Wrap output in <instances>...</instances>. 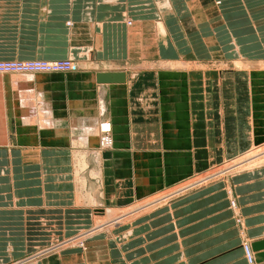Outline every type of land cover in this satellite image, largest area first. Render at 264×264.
I'll return each mask as SVG.
<instances>
[{"label":"crops","instance_id":"crops-1","mask_svg":"<svg viewBox=\"0 0 264 264\" xmlns=\"http://www.w3.org/2000/svg\"><path fill=\"white\" fill-rule=\"evenodd\" d=\"M66 58L0 75V264H264V164L54 244L95 222L87 193L129 210L264 141V0H0V60Z\"/></svg>","mask_w":264,"mask_h":264},{"label":"rangeland","instance_id":"rangeland-1","mask_svg":"<svg viewBox=\"0 0 264 264\" xmlns=\"http://www.w3.org/2000/svg\"><path fill=\"white\" fill-rule=\"evenodd\" d=\"M30 60L31 61H37V59H30ZM30 60H17V59L0 60V63H4V62H25V61H30ZM56 60H61V61H67L68 60L71 63L73 61L72 59H69V58L56 59ZM45 61H53V60H45ZM236 64L241 65L240 60H237ZM261 65H264V63H262ZM74 70H75V68H72L71 70H65V71L63 70V71L54 72V73H63V72H69V71H74ZM2 74H22V75L26 74L27 75V74H33V72H0V75H2ZM102 122L100 123V126H101ZM109 127H112L111 121L105 120V124L103 126L104 131H106ZM101 133L102 132H101V127H100V137H101ZM110 135H111L112 143L109 146H106L107 148L106 147L103 148L99 144V141H100V138H99V141H98L94 151L101 152V151L111 147L113 144L112 128H111V134ZM255 148L257 150H259L261 148L262 150L259 151L260 154L258 156H264V141H263L258 146L256 144H254L252 147H248V149H245L244 151H242L240 153H237V154H235V155H233L227 159H224L223 161H220L218 163L212 164L209 167L205 168L204 170L197 171V172L191 174L190 176L186 177V179L184 178L181 181L177 182V184L173 188L168 190L166 193H164L163 196H160V197L152 200L150 203L145 204V201L144 202L143 201H141V202L135 201V202L131 203L129 207L132 206L133 209L130 208L127 211L125 209H114L113 207L98 206V204H101V201H100L101 196H102V190H101L99 193L95 194L96 202L94 204L90 203V201H88L89 203H87V202L85 203V204H90V205L93 204L94 207L96 208L95 212L92 215V220H94L95 222L92 221L93 223H91L92 224V226H90L91 228L88 231H85L84 233H82L81 235H78V234L80 232H82L84 229L82 231H79L78 233H76L73 236L67 237L66 239H63L57 243H54L56 245L55 246L56 249L63 248L66 246H76L78 248L83 249L88 238H90L91 236H93L97 233H100V232H107L108 229H110L111 227L118 225L119 223H122L124 218L128 219L129 217H127V216H130V215L133 216V214H134V217L137 216V214H135V213H138V211L140 209H143L142 207L149 208L153 205H157L161 202L167 201V200L175 198V197H179V196L184 195L190 191H194L196 189H199V188H201V187H203L209 183L215 182V181H227L230 177H232V175L239 173L241 171H245L244 169H251L255 166L264 164V161H263L264 159L261 161L259 160V162H256L255 164L254 163L250 164L248 161H244V160H248V159H244V156L252 154V152L254 150H256ZM99 152H97L96 154L98 155ZM81 153L82 152L79 153L80 157L78 160V164L80 162V159L82 158ZM91 154L93 155L95 153H91ZM95 157H97V156H95ZM93 158H94V156H93ZM96 160H97V158L95 159V161ZM84 167L82 168L83 170H81V169H78L79 167H78V165H76V169H73L74 170L73 174H74V176L76 174V178L79 179L80 182L77 179L76 180H77V183L80 184L81 188H82L81 180L87 181V186L84 189H82V191H88L89 190V188H88V184H89L88 179L89 178L87 176H89L91 178L93 177L94 179H98L99 181L102 179V181H103V172L101 170V168H103V167L99 166V165H95V164L94 165L93 164H91V165L87 164ZM89 167H90V169H88ZM78 170H79V176L77 175ZM86 172H87V174H86ZM95 176L96 177L98 176V177L96 178ZM88 192H90V191H88ZM78 201H79V199H78ZM84 201H86V200H84ZM230 202H231V199H230ZM232 203L234 204V199H232ZM141 204H143V205H141ZM233 206H235V205H233ZM101 207H104V208H101ZM111 209L112 210H121V211L125 210L126 212L121 213V211H120L119 214H116V213L110 214L108 212V210H111ZM53 245H50L48 247H45V248L37 251L36 254L39 256V255H43L44 253H46L48 251H51L50 247ZM243 246L244 245H242V248H243ZM55 247H53V248H55ZM47 248H49V249H47ZM44 249H46V250H44ZM26 258L27 257H24L23 259H26ZM23 259H21V260H23ZM27 260L28 259L24 260V262ZM18 262H20V261H18ZM15 263L19 264L17 262H15Z\"/></svg>","mask_w":264,"mask_h":264},{"label":"built area","instance_id":"built-area-1","mask_svg":"<svg viewBox=\"0 0 264 264\" xmlns=\"http://www.w3.org/2000/svg\"><path fill=\"white\" fill-rule=\"evenodd\" d=\"M31 61V60H30ZM25 62H4L0 63V72H60L74 68L71 62L53 60H37ZM234 205V204H233ZM243 251L248 264H253V256L247 244H243Z\"/></svg>","mask_w":264,"mask_h":264},{"label":"bare ground","instance_id":"bare-ground-1","mask_svg":"<svg viewBox=\"0 0 264 264\" xmlns=\"http://www.w3.org/2000/svg\"><path fill=\"white\" fill-rule=\"evenodd\" d=\"M73 64V63H72ZM34 73H53V72H45V71H43V72H34ZM104 124H105V121H103L102 122V124H101V137H100V141H99V144L103 147V148H105L106 146H109L111 143H112V139H111V128L112 127H109L106 131H104V128H103V126H104ZM257 146L260 144V143H255ZM107 148V147H106ZM256 149V148H255ZM262 149L260 148L259 150H254L253 152H252V154H249V155H246V156H244V159H248V160H244V161H248L250 164H255L256 162H259V160L261 161V160H263L264 159V156H258L259 154H260V152L259 151H261ZM89 152V151H88ZM82 154V158L80 159V162H79V164H78V169H81V170H83L82 168L85 166V165H87V162L88 161H86V159L87 158H85V155H86V152H83V153H81ZM100 152L98 153V156H100ZM89 155V154H88ZM264 161V160H263ZM97 163H99L100 164V159H98V161H97ZM101 166V165H100ZM85 168V167H84ZM83 172V171H82ZM77 175L79 176V170L77 171ZM97 175V174H96ZM100 175V174H99ZM81 177V176H80ZM96 177V176H95ZM98 177V176H97ZM96 177V178H97ZM82 179V178H81ZM84 179V178H83ZM79 180V179H78ZM81 183H82V189H84L86 186H87V181L86 180H81ZM87 195H88V200H90V203H95L96 202V198H95V195H93V194H91V193H87ZM133 209V208H132ZM127 211V210H126ZM125 210H122L121 211V213H123V212H126ZM116 214H119V212H116ZM247 245H248V243H246ZM249 246V245H248ZM250 248V247H249ZM250 251H251V249H250ZM252 253V252H251Z\"/></svg>","mask_w":264,"mask_h":264},{"label":"water","instance_id":"water-1","mask_svg":"<svg viewBox=\"0 0 264 264\" xmlns=\"http://www.w3.org/2000/svg\"><path fill=\"white\" fill-rule=\"evenodd\" d=\"M119 80L122 81L123 80V76L122 75H118V73H98L97 75V81L98 82H108L111 80Z\"/></svg>","mask_w":264,"mask_h":264}]
</instances>
